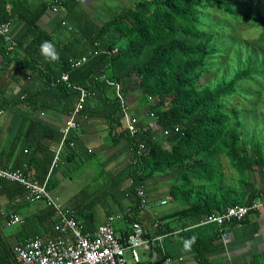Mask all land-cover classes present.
<instances>
[{
  "label": "trees",
  "instance_id": "obj_1",
  "mask_svg": "<svg viewBox=\"0 0 264 264\" xmlns=\"http://www.w3.org/2000/svg\"><path fill=\"white\" fill-rule=\"evenodd\" d=\"M248 1L252 0H126L100 27L69 24L63 12L65 16L52 30L41 27L39 21L49 8L54 12L57 7L54 13L59 14L65 5L61 0L20 14L18 24H12L11 15L0 6L1 20L11 23L16 41L10 50L0 36V110L20 107L30 111L15 140L19 155L11 169H23L41 182L46 180L57 148L52 150L44 140L49 133L58 132L35 115L54 112L69 116L81 96L77 87H82L87 98L78 121L105 119L117 151L132 154L129 166L114 176L105 175L106 198L113 199L123 182L132 179L123 190L131 203L124 217L129 224L143 223L138 218L142 206L137 187L144 185L147 191L151 184L169 182L170 201L186 207L160 217L153 228L143 223L150 237H164L155 247L159 258L169 256L175 261L179 255L196 253L199 263L213 264L206 251L222 232L217 224L203 223L229 207L249 205L264 197V180L261 189L255 186L264 178V128L260 135L250 133L242 117L247 111H257L261 102L244 109L240 101L250 94L260 101L264 95V13L245 12ZM245 33L258 35L250 40ZM44 41L55 45L59 60L49 61L41 55ZM90 52L96 55L88 56ZM229 55H234L238 65L236 73L228 78L223 72L219 82L208 83L206 72L217 67L212 61H223ZM85 56L88 61L74 67ZM64 74H69V82L61 80ZM118 92L131 100L141 94L136 108L130 106V110L137 119L140 115L149 119L147 124L138 122L147 131L142 129L137 137L125 128ZM235 101L241 104L233 106ZM175 128L180 132H174ZM78 130L66 140L58 167L76 157L89 160L93 156L82 149ZM165 130L170 134L165 136ZM139 143L148 148L140 155L136 152ZM58 167L52 170L50 183ZM252 187L254 191H248ZM0 194L10 203L28 196L24 186L7 180H0ZM149 202L148 198L147 206ZM97 204H77L73 212L78 222L81 216L94 221L91 210ZM45 215L54 230L53 208L47 207ZM193 237L191 251H185V241ZM250 264H264V260L254 259Z\"/></svg>",
  "mask_w": 264,
  "mask_h": 264
},
{
  "label": "crops",
  "instance_id": "obj_2",
  "mask_svg": "<svg viewBox=\"0 0 264 264\" xmlns=\"http://www.w3.org/2000/svg\"><path fill=\"white\" fill-rule=\"evenodd\" d=\"M51 0H0V6H3V10L6 11L7 15H11L10 22L12 24H18L20 22L19 15H27L32 11L37 10L42 4L49 3ZM65 3L64 6L60 7V13L55 14L52 8L41 17L39 24L41 27L52 30L57 27L58 21L62 18V13H66L69 24H89L96 25L97 27L102 26L107 22L103 13L98 9L102 3V0H61ZM117 1L116 7H114V13L118 12L121 7L126 4V0H113ZM99 5V6H98ZM97 9V10H96ZM101 16V17H100ZM23 17V16H22ZM97 17V18H96ZM104 18V19H102ZM27 73L25 72V75ZM12 88L15 92L19 91L17 85H13ZM139 98V95H138ZM134 109V107L132 106ZM30 112V111H27ZM22 108H11L4 112L0 116V166L4 168H10L15 164L19 151L17 150L18 144H15L17 134L22 126L23 117L27 114ZM37 119L43 121L45 124L50 126L58 134L49 133L48 139L44 140L46 145H50L52 150L58 149L62 139L60 137L61 129L66 124L68 116L57 114L54 112H39L35 115ZM147 115L138 116V122L141 124H147ZM79 130L76 132L78 140L83 145L82 149L94 155L99 154V161L104 159V163L107 168V175L114 176L120 173L124 168L131 164L132 154L130 152L121 153L117 151L118 148L114 145L111 129L108 122L105 119L99 117H87L79 119ZM117 153V154H116ZM42 157V154H41ZM98 159V158H97ZM86 161L76 157L73 161H66L62 163V166L55 171L52 176L51 183L48 181V189L51 195L58 198L66 210L74 207L76 203L73 202L75 199L73 194L66 193L64 190H58L54 192L57 185L63 186V181L68 176V168H79L81 165L84 166ZM70 170V169H69ZM52 173V172H51ZM48 177V176H47ZM51 177V176H50ZM49 177V180H50ZM259 177V176H257ZM262 177V175H260ZM259 177V178H260ZM47 179V178H46ZM264 178L258 180L255 186L258 189L262 188ZM126 182H130L126 183ZM132 179L128 178L123 182L120 189L124 190L131 185ZM170 183L160 182L157 185L151 184L148 187V198L149 201L155 202V195L161 194L162 192L168 194L170 189ZM50 185V186H49ZM127 185V186H126ZM248 191H254V188H250ZM67 196L66 200L63 199L64 194ZM168 197V196H167ZM264 199V197H261ZM114 204L119 207V211L112 213H105L104 220L95 224V220L88 222L81 216L79 224H83L84 230L91 232L98 226L105 223L111 217L121 216L120 219H124L127 228L116 231L118 235H124L129 230L130 224L124 217L126 211L129 208L130 200L127 199L124 192L120 199H112ZM166 202L163 205V202ZM73 202V203H72ZM169 202L174 204V209L170 213L165 211H159L155 206L152 208L147 207L142 214V222L149 228H153L154 223H157L160 217L176 213L177 211L185 208V204L178 201H170L169 197L161 201L162 206H168ZM158 207V205H157ZM47 206L44 202L30 203L26 199H16V201L10 203L7 196L0 194V264H21L20 260L14 253V248L19 243L31 239L32 237L39 236L41 238L52 239L57 236L53 230V226H48L46 222L45 210ZM71 211V210H70ZM111 212V215H109ZM10 214H18L24 220L21 225L14 227L8 226V219ZM56 219V217H55ZM88 222V223H86ZM115 225V223H114ZM115 227V226H114ZM54 231V232H53ZM44 235V237H42ZM176 235V234H175ZM161 237V242L164 237ZM180 256V255H179ZM177 256L175 259L176 264H202L197 260L196 253ZM206 257L209 258L213 264H250L254 259L264 260V209L251 214L245 221L237 223L226 233V236H221L213 240L210 246L209 252L206 251Z\"/></svg>",
  "mask_w": 264,
  "mask_h": 264
},
{
  "label": "built area",
  "instance_id": "obj_3",
  "mask_svg": "<svg viewBox=\"0 0 264 264\" xmlns=\"http://www.w3.org/2000/svg\"><path fill=\"white\" fill-rule=\"evenodd\" d=\"M54 12L58 8L54 7ZM65 24V23H64ZM0 36L9 46L10 50L16 46V41L12 35V26L10 22H4L0 17ZM114 50L113 53H117ZM96 53L90 52L88 56H94ZM88 56L83 57L74 64V67H80L88 61ZM64 82H69V74H64L61 78ZM69 87H72L68 83ZM81 92L80 99L75 109L70 113L66 124L61 129L62 142L57 149L51 171L47 179L41 182L34 178L28 171L23 169H10L0 166V180L19 183L25 187L28 196L27 200L32 203L44 202L47 207L54 210L56 222L54 231L57 234L55 238L43 241L39 236L25 240L14 248V253L21 261V264H142L145 261H153V264H176L174 259L169 256L159 258L155 249L157 242L161 237H150L147 228L141 222L130 223L129 230L124 235H118L114 223L121 218L115 216L109 218L105 223L98 226L91 232H84L74 216V212L66 210L60 200L51 195L48 189V181L51 172L58 167L61 162V152L70 133L78 130L80 127L78 115L84 110V103L87 93L84 88L77 87ZM120 97L121 113L125 123V128L132 137H137L143 128L138 127V119L133 116L130 110L128 98ZM4 114L0 110V116ZM147 131V129H143ZM174 132H180V128H175ZM170 134L169 130L164 131V135ZM145 143H139L136 148L138 155L147 151ZM137 194L141 200L142 212L138 218H141L148 203V193L144 185L137 187ZM166 202H163L165 205ZM264 209V199L254 200L249 205L229 207L220 215H212L203 223L217 224L223 236L237 223L245 221L251 214ZM24 220L18 214H10L8 226L14 227L21 225ZM141 252H147V259H142Z\"/></svg>",
  "mask_w": 264,
  "mask_h": 264
},
{
  "label": "rangeland",
  "instance_id": "obj_4",
  "mask_svg": "<svg viewBox=\"0 0 264 264\" xmlns=\"http://www.w3.org/2000/svg\"><path fill=\"white\" fill-rule=\"evenodd\" d=\"M102 1L103 2L105 1V4L102 3V5L98 8L100 9V12L98 13V15H100V13H103L102 17H105L106 20L108 21L114 15V7H116L117 1L115 2L113 0H102ZM243 1L244 3L246 2V0H243ZM247 3L248 5L245 8V12L259 11L261 13H264V0H252L251 2L248 1ZM257 35H258L257 33H248V34L245 33L244 34V36H246V38H249L250 40L255 39ZM233 48L236 49L235 45H233ZM244 55L245 54L240 55V56H244ZM222 56L223 55H220L219 57L221 58ZM233 57L234 55L233 56L229 55V57H227V59L223 61L221 60H218L217 62L212 61V65L217 66V67H215L214 69L212 68L206 72L205 77L208 83L214 84V83L219 82V80L223 76V72H226L227 74L226 76L228 78L231 77L234 73H236L238 69V65L236 63V60L234 61ZM138 95L139 97L141 96V94H138ZM138 95H136V97L132 100L128 98L131 107L133 106L134 108H136V105L138 103V98H137ZM261 98L262 99L258 101L253 94H250L246 98L247 101L246 99H240V101L242 102V105H245L243 107L244 109L246 108L253 109V105H255L257 102H261L256 108L257 111L255 112L254 110L247 111L242 116L246 124V127L250 131V133H253V131H256L255 134H258V135L261 134L260 132H262L263 130L262 128H264V104H263L264 95L261 96ZM239 104H241L239 103V101H235V103H233V106H238ZM258 137L260 138L261 136H258ZM103 163H104V159L99 161V154L97 152L96 155L92 156L91 158H89L88 161H86V164L84 166L81 165L79 168H75V169L68 168L67 170L69 174L63 181L64 182L63 186L57 185L54 190V192H57L58 190H60L61 193L64 190L68 194H70L69 192H71L73 196L75 195L74 196L75 199L73 200V202L76 203V205L97 202L98 204L96 206H93V209L91 210V212L94 215L95 224H99L104 220L105 213L107 212L109 213V211L111 210H112L111 211L112 213H114V211H119L118 206L115 205L113 207L114 202L111 199L112 197L106 198L105 196V191L107 187L104 183H107V182H104V180L106 178L105 175H107V172H106L107 168L105 166L106 164H103ZM126 183L130 184V182H126ZM122 193H123V190L118 189L116 192L113 193V195L118 200L121 198ZM63 195H64L63 199L66 200L67 196H65V193ZM155 197H156L154 200L155 202L150 201L147 207L152 208L153 206H155L159 211H165V213H170V211L174 209L173 207L174 204L172 202H169L168 206H162L160 204L161 201H163L165 198L166 199L168 198L166 193L164 194L162 192L161 194L155 195ZM114 226L117 230H120L121 228L122 229L127 228V225L124 219H118L115 222ZM141 256H142V259L145 260L148 257V253L141 252Z\"/></svg>",
  "mask_w": 264,
  "mask_h": 264
},
{
  "label": "clouds",
  "instance_id": "obj_5",
  "mask_svg": "<svg viewBox=\"0 0 264 264\" xmlns=\"http://www.w3.org/2000/svg\"><path fill=\"white\" fill-rule=\"evenodd\" d=\"M41 55L49 61H57L59 60V53L56 51L55 45L50 41H44L40 45ZM195 243V237L190 240L185 241L184 249L185 251H191V246Z\"/></svg>",
  "mask_w": 264,
  "mask_h": 264
}]
</instances>
